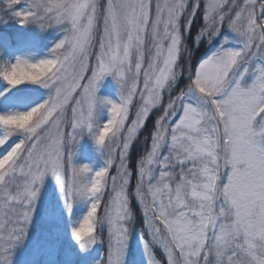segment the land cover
<instances>
[{"label": "snow or ice", "instance_id": "snow-or-ice-1", "mask_svg": "<svg viewBox=\"0 0 264 264\" xmlns=\"http://www.w3.org/2000/svg\"><path fill=\"white\" fill-rule=\"evenodd\" d=\"M18 5L21 0H7L21 27L62 26L64 34L48 58L17 57L0 65L8 90H48L47 99L30 110L0 114V264H12L26 239L48 176L66 211L79 200L88 203L71 233L82 252L100 242L98 228L107 229L106 264H125L137 211L141 231L150 237L142 241L147 264H161L156 249L166 264H264V0H244L239 7L236 0ZM224 31L239 46L225 47L224 39L193 66L201 41L211 44ZM20 70L28 74L15 79ZM109 75L119 85V103L97 96ZM185 76L188 83L178 87ZM137 94L142 105L126 126ZM98 105L109 113L102 126ZM160 105L149 149L132 163L134 138ZM84 136L106 153L100 170L74 163Z\"/></svg>", "mask_w": 264, "mask_h": 264}, {"label": "rangeland", "instance_id": "rangeland-1", "mask_svg": "<svg viewBox=\"0 0 264 264\" xmlns=\"http://www.w3.org/2000/svg\"><path fill=\"white\" fill-rule=\"evenodd\" d=\"M98 2L105 4L106 0H98ZM236 2L239 7L243 6L244 0H236ZM23 3L24 0H21V5H18L17 8L21 7ZM229 3H231V0H229ZM257 11L259 13V9ZM195 31L196 27L194 26L193 32ZM63 34L62 26L41 29L35 24H27L21 27L12 17L11 11L7 9V0H0V65L14 63L17 57L29 59L31 62L48 58L50 50L63 37ZM224 39L229 41L225 47L239 46L238 38L224 31L211 44L207 40H202L196 53L199 50L203 52L210 50L206 57L208 58L219 49ZM194 59L195 55L191 61L192 65L194 64ZM146 63L147 53L145 66ZM251 80L250 74L244 81L245 86L250 84ZM186 81L188 82L187 76L178 81L177 86L184 87ZM141 91H143L142 75L138 82V93ZM97 96L113 103L120 102V88L111 75L106 76L101 81ZM47 97L48 90L38 85H21L18 88L8 90L6 83L0 79V114L28 111L38 103H43ZM141 105L142 100L137 94L133 98V103L129 106V121L126 122V126H130V121L135 118V113ZM162 107L163 105H160L151 110L145 126L140 130L138 136L134 138V143L130 147L132 163H136L146 155L150 146L149 133L153 131L154 122L161 115ZM108 118L107 107L98 105L96 113L97 123L102 126ZM2 132L3 126H0V133ZM15 139L16 137L14 136L9 142L11 143ZM111 139L110 133L108 140ZM3 151L0 148V154H3ZM115 155L116 161L109 172L110 176L116 174L115 165L119 163V149ZM105 156L106 153L97 148L91 136H84L75 147L74 163L77 165H88L93 171H96L105 166ZM176 171L178 172L179 169L177 168ZM134 184L135 179L132 181V186ZM108 193H111V184H109V188L104 195V200L108 199ZM132 206L134 208L137 207L135 201L132 202ZM88 210V203L79 200L73 205L71 213L66 211L55 180L51 176L46 177L37 201L32 224L28 229V235L23 244L15 249L12 255V264H106L108 254L106 228H98L100 242L86 253L82 252L79 245L72 239L73 228L87 214ZM102 210L103 203L101 209L98 210V215H102ZM141 220V214L137 211L128 242V254L125 257V264H147L148 257L144 254L142 241L150 239V237L145 236V233L141 231ZM155 256L161 260V264H166L160 249L155 250Z\"/></svg>", "mask_w": 264, "mask_h": 264}, {"label": "trees", "instance_id": "trees-1", "mask_svg": "<svg viewBox=\"0 0 264 264\" xmlns=\"http://www.w3.org/2000/svg\"><path fill=\"white\" fill-rule=\"evenodd\" d=\"M210 50H208L207 52H203L202 50L200 51H198V53H196L195 52V59H194V64H193V66H195L196 64H198L199 62H200V60L206 55V54H208V52H209ZM197 54H198V58H197ZM188 82L186 81V84H187ZM185 86V85H184ZM148 139H149V137H148ZM139 151V150H138Z\"/></svg>", "mask_w": 264, "mask_h": 264}, {"label": "clouds", "instance_id": "clouds-1", "mask_svg": "<svg viewBox=\"0 0 264 264\" xmlns=\"http://www.w3.org/2000/svg\"><path fill=\"white\" fill-rule=\"evenodd\" d=\"M31 71V70H30ZM28 73L23 71V70H20V71H17L14 75V78L15 79H22L24 78Z\"/></svg>", "mask_w": 264, "mask_h": 264}]
</instances>
